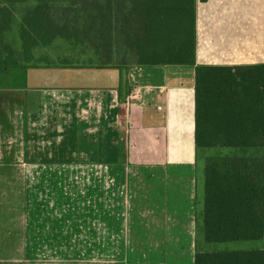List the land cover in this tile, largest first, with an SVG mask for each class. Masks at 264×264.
<instances>
[{
  "label": "crops",
  "instance_id": "0c3cea01",
  "mask_svg": "<svg viewBox=\"0 0 264 264\" xmlns=\"http://www.w3.org/2000/svg\"><path fill=\"white\" fill-rule=\"evenodd\" d=\"M195 19V65L129 63L126 99L112 63L0 72V264H77L81 240L88 264L195 263V66L264 63V0H196Z\"/></svg>",
  "mask_w": 264,
  "mask_h": 264
},
{
  "label": "trees",
  "instance_id": "16d2710c",
  "mask_svg": "<svg viewBox=\"0 0 264 264\" xmlns=\"http://www.w3.org/2000/svg\"><path fill=\"white\" fill-rule=\"evenodd\" d=\"M195 1H143V38L135 49L137 64L195 65ZM43 7L32 9L33 18L25 15L24 21L33 30L45 26ZM46 32V36H37L35 42L48 44L58 35L50 28ZM23 37L26 40L25 32ZM25 53H31L26 61L33 63L31 48H25ZM44 61L43 58L36 63ZM127 66L117 65L120 69ZM18 67L24 68L0 46V69ZM195 81L198 159L204 151L214 152L203 162L205 205L203 222L197 226L194 264H264L263 246L217 247L221 243L264 241V63L199 64L195 66ZM200 237L212 248L202 247Z\"/></svg>",
  "mask_w": 264,
  "mask_h": 264
},
{
  "label": "rangeland",
  "instance_id": "374dc122",
  "mask_svg": "<svg viewBox=\"0 0 264 264\" xmlns=\"http://www.w3.org/2000/svg\"><path fill=\"white\" fill-rule=\"evenodd\" d=\"M144 0H0V46L6 50L24 68L31 64L28 62V54H24L25 48L30 47L33 55V64L36 60L44 58L51 63L69 62L77 66L84 64H96L103 66L112 63L114 66L121 64H137L135 58L136 50L140 39L143 38V26L141 21V10ZM44 6L45 26L41 30H33L24 21L29 16L33 18L32 9L37 6ZM29 11V13H28ZM30 11L33 13L30 15ZM58 33L57 37L50 43L35 42L37 36H46L47 29ZM45 32H43V30ZM26 34V40L23 34ZM50 37L51 35H47ZM121 59L123 60L121 62ZM110 61V62H109ZM62 62V63H61ZM48 64V63H46ZM24 68L0 69L7 79L2 83L26 85L29 82ZM34 83V82H33ZM88 103H86L87 105ZM86 105H82L85 108ZM69 112V115L67 114ZM75 112V111H73ZM66 110L70 119L74 114ZM76 116V117H77ZM87 113L81 111V121L88 124ZM21 121V119H20ZM55 125V124H54ZM54 132L53 130H50ZM51 134V133H50ZM55 135H47L44 138L46 144L54 145ZM42 146V145H41ZM41 148V147H40ZM42 149V148H41ZM43 151V149L41 150ZM214 151L207 150L200 156V161L205 162V157ZM228 151H224L227 153ZM87 177H81L82 194L81 201L88 200V193L83 191L84 181ZM103 199V194H100ZM202 213L199 216L198 224H202ZM197 224V225H198ZM84 234L82 233V237ZM200 245L206 249L212 248L204 243L203 237L199 238ZM87 240L80 241L82 256L78 257L77 264H88L89 258L83 255ZM264 247V241H244L238 243H221L217 247L225 248H251ZM4 262L8 258H0ZM41 259V258H39ZM47 263L54 264L56 257L43 258ZM53 259V260H52ZM51 260V261H50Z\"/></svg>",
  "mask_w": 264,
  "mask_h": 264
},
{
  "label": "water",
  "instance_id": "95a60500",
  "mask_svg": "<svg viewBox=\"0 0 264 264\" xmlns=\"http://www.w3.org/2000/svg\"><path fill=\"white\" fill-rule=\"evenodd\" d=\"M122 95L124 99L127 98V70L126 69H123Z\"/></svg>",
  "mask_w": 264,
  "mask_h": 264
},
{
  "label": "built area",
  "instance_id": "2783aa9c",
  "mask_svg": "<svg viewBox=\"0 0 264 264\" xmlns=\"http://www.w3.org/2000/svg\"><path fill=\"white\" fill-rule=\"evenodd\" d=\"M139 96V92L135 91V93L133 94V98H137ZM137 141V138L135 136V138H133V142L135 143Z\"/></svg>",
  "mask_w": 264,
  "mask_h": 264
}]
</instances>
